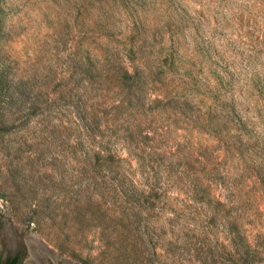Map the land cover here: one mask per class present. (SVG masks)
I'll return each instance as SVG.
<instances>
[{
	"label": "rangeland",
	"instance_id": "374dc122",
	"mask_svg": "<svg viewBox=\"0 0 264 264\" xmlns=\"http://www.w3.org/2000/svg\"><path fill=\"white\" fill-rule=\"evenodd\" d=\"M35 256L264 264V0H0V264Z\"/></svg>",
	"mask_w": 264,
	"mask_h": 264
},
{
	"label": "bare ground",
	"instance_id": "6f19581e",
	"mask_svg": "<svg viewBox=\"0 0 264 264\" xmlns=\"http://www.w3.org/2000/svg\"><path fill=\"white\" fill-rule=\"evenodd\" d=\"M34 256V255H33ZM34 259L32 260L33 264H42V262L35 257H33Z\"/></svg>",
	"mask_w": 264,
	"mask_h": 264
},
{
	"label": "flooded vegetation",
	"instance_id": "af4514ba",
	"mask_svg": "<svg viewBox=\"0 0 264 264\" xmlns=\"http://www.w3.org/2000/svg\"><path fill=\"white\" fill-rule=\"evenodd\" d=\"M16 263V260H10V261H8L6 264H15Z\"/></svg>",
	"mask_w": 264,
	"mask_h": 264
}]
</instances>
